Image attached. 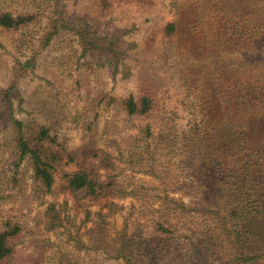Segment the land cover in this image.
<instances>
[{
  "label": "rangeland",
  "instance_id": "obj_1",
  "mask_svg": "<svg viewBox=\"0 0 264 264\" xmlns=\"http://www.w3.org/2000/svg\"><path fill=\"white\" fill-rule=\"evenodd\" d=\"M0 7L36 11L33 27L27 32L38 39L44 27L48 30L52 22L57 25L51 46L40 49L38 43L31 52L16 50V34L0 30V104L7 91L15 116L54 123L70 149L134 140L136 137L130 135L146 119L124 115L120 102L129 92L143 89L155 95L157 109L148 118L154 124L150 145L161 127L168 130L172 150L179 151L183 143H190L191 136L183 130L195 121L193 111L211 81L228 85L241 80L264 91V0H0ZM174 20L194 24L166 34V24ZM65 23L74 30L82 27V31L86 24L101 45L88 61L83 60L80 69L74 64L80 55L77 36L74 30L64 28ZM23 38L26 36L18 41ZM22 51H37L31 71L17 63L18 57L24 58ZM250 115L264 121V109ZM89 123L92 125L88 129ZM261 136L264 142V126ZM125 157L123 153L122 161H115L120 173L131 175L133 184L145 181L158 185L157 179L124 168ZM75 167L73 163L63 165L55 173L53 192L41 198L33 192L27 164L20 169L14 185L4 178L0 182V221L11 219L24 226L21 256L30 251L36 255L30 241H43L42 248H36L43 255L42 264H124L116 256L123 226L118 211L99 219L98 211L106 212L105 200L87 199L83 190L71 194L64 189L61 174ZM186 175L183 170L178 179ZM168 194L190 205L207 199H193L188 192L184 195L171 189ZM128 199L116 201L127 203ZM211 201L221 214L226 213L229 205L225 193L215 191ZM49 203L54 204L58 215L53 226L45 212ZM216 233L227 244H213L204 258L212 264H235L226 263L233 234ZM185 234L187 238H179L180 242L192 235L188 231ZM245 251L261 253L264 240L257 249ZM180 255L188 258L186 250L179 248L169 255L173 257L171 264H179ZM248 264H264V260Z\"/></svg>",
  "mask_w": 264,
  "mask_h": 264
},
{
  "label": "trees",
  "instance_id": "obj_2",
  "mask_svg": "<svg viewBox=\"0 0 264 264\" xmlns=\"http://www.w3.org/2000/svg\"><path fill=\"white\" fill-rule=\"evenodd\" d=\"M36 15L31 9L13 11L0 7V30L16 34V50L31 52L38 43L40 49L51 46L52 35L57 32L54 22L48 30L47 26L43 28L39 39L27 32V28L33 27L31 23ZM193 24L188 21L184 25L174 20L166 24L165 32L170 35L180 26ZM64 28L74 30L67 23ZM74 32L80 47L74 64L75 69H80L83 60L88 61L101 45L91 36L86 24H83V31L79 27ZM34 34L37 35V31ZM20 36L26 38L19 42ZM35 53L20 52L24 58L16 60L22 69H33ZM75 83L79 84L78 78ZM8 95L6 91L1 99L3 104H0V182L7 177V182L14 185L20 178V169L27 164L33 192L41 198L53 192L55 173L62 170L63 165L73 163L74 169L61 174L64 189L71 194L83 190L87 199L105 200L106 212L99 210V219L118 211L123 226L119 230L116 256L124 264H171L173 257L169 255L179 248L185 249L188 255V258L180 255L179 264H212L204 258L205 253L213 244H227L217 236V231L233 234L226 263L248 264L264 260V251L259 254L245 251L257 249L258 243L264 240V142L261 136L264 121L260 116L250 115L264 109L261 88L241 80L228 85L211 81L206 92L203 90L200 94V103L193 111L197 116L195 121L183 130L191 136L190 143H183L179 151L172 150L168 130L161 127L153 146L150 145L154 124L148 118L157 109V102L148 90L129 92L120 102L126 117L146 119L130 135L136 137L134 140L74 149L68 147L64 134L54 123L15 116ZM91 125L89 123L87 128ZM141 141L147 142L140 145ZM123 153L127 156L124 168L145 173L157 179L158 185L142 180L140 184H133L131 175L120 173L115 161H122ZM183 170L187 175L179 180L178 174ZM169 189L184 195L188 192L193 199L201 196L207 199L190 205L169 195ZM215 191L225 193L228 198L225 214L210 202ZM126 197L129 198L127 203L116 201ZM54 208L52 203L45 207L52 226L55 225L53 219L58 218ZM85 216L88 218V211ZM187 231L192 235L188 236V241L180 242L179 238H187ZM24 233V226L17 221H0V264H42L43 255L36 248H42L43 241H30L36 255L32 251L20 255Z\"/></svg>",
  "mask_w": 264,
  "mask_h": 264
}]
</instances>
